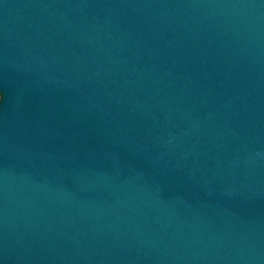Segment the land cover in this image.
<instances>
[{
  "label": "water",
  "instance_id": "95a60500",
  "mask_svg": "<svg viewBox=\"0 0 264 264\" xmlns=\"http://www.w3.org/2000/svg\"><path fill=\"white\" fill-rule=\"evenodd\" d=\"M0 264H264V0H0Z\"/></svg>",
  "mask_w": 264,
  "mask_h": 264
}]
</instances>
